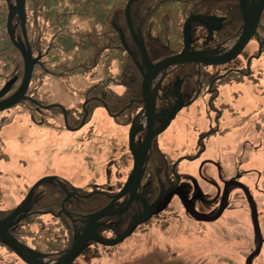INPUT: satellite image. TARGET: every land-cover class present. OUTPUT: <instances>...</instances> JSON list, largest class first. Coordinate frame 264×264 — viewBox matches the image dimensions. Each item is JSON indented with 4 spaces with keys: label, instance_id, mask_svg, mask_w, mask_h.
I'll return each mask as SVG.
<instances>
[{
    "label": "flooded vegetation",
    "instance_id": "af4514ba",
    "mask_svg": "<svg viewBox=\"0 0 264 264\" xmlns=\"http://www.w3.org/2000/svg\"><path fill=\"white\" fill-rule=\"evenodd\" d=\"M78 2L76 5L79 10L75 16H72L76 17L80 23L77 25V30L70 28L71 25L68 29L63 22L61 23L66 29L58 28L59 24L53 18V11H56L52 8L53 3L44 2L46 28L50 31V35L53 34L49 40H45L38 29V23L43 15L40 9L41 4L39 0H30L28 18L31 23V32H28V38L34 56L42 58L44 54H47L46 57H51L52 43L61 38L66 39L69 35L76 41L80 57L92 56L96 61L98 56L102 55L110 59L116 54L118 40L122 44L126 42L127 47L124 49L128 53V58L132 59L130 65L121 72L125 73L127 69L134 70L136 66V73L126 75L127 85L118 80L117 83L125 88L119 96L124 94L126 96L119 103L114 97L116 92L108 85L110 77L114 76L101 78L102 73L106 72L105 68L111 71L113 66H109L107 62L101 67L95 62L91 64L92 66L86 65V67L82 65L81 60L79 71L87 70V74L94 80L91 86L77 92L81 99L83 98L82 103L78 104L80 107L75 108V111L66 110L64 113L59 106L62 104L50 102V99L46 97L42 99V94L34 92L35 88L31 84L27 93L30 100L26 103L31 105V112L35 109L36 112L29 111L30 118L40 126L58 129L56 124L50 125L55 118L52 115V109L57 108L61 113L56 117L58 120L62 119L64 125L61 128L71 131L87 129L86 138L90 142L98 128L97 121L94 119L95 112L98 108L104 107L116 125L128 127V148L132 169L135 163L130 141L132 126L134 125V129L137 130L132 143L134 148L143 145L152 126L154 137L148 151L146 172L137 194L130 192L123 198L115 200L128 182L132 170L126 179L118 180L115 184L107 183L101 186L90 184L81 189L72 187L58 178L50 177L53 182L42 184L35 191L29 206L30 217L54 218L56 220L54 224H57L58 230L65 232L66 236L71 232L74 239L76 234L82 233L86 228L91 215L113 204L110 215L101 218L95 230L102 241H113L126 232L135 217L141 216L147 211L148 206H153L163 193L170 190L173 193L163 200L160 207L163 210L146 223L139 225L124 241L116 246H106L97 241H90L82 255L88 253L99 255L102 251L111 254L116 249L126 251L130 246H135L139 238L143 239L153 232L158 234L162 241L161 245L165 249L180 244L181 238L186 237L185 240H188L189 235L194 233H210V235L221 233L226 239L220 241V244L226 246L234 238V233L237 234L236 220L241 219L240 216L230 215L233 212L232 208L240 207L236 205V202L244 200L246 206L248 205L250 209L248 218L254 231L251 205L246 194L248 190L258 209L259 225L262 231L261 212L257 200L250 186L244 181L247 175L260 176V173L256 169L244 167L247 162L244 160V155L248 148L259 152L260 146H264V107L258 106L251 113L243 114L245 108L241 106L239 100L243 98V86L247 83L254 84L256 76L259 78L254 70V63L264 55V11L259 20L257 32L254 33L248 45L227 64L216 66L187 64L171 67L156 76L151 86V91L156 96V115L153 125L150 126L143 98L144 74L148 72V68L143 66L142 54L136 40L143 39L149 58L155 65L184 51L185 23L191 17L201 16L207 19V23L199 20L192 22L188 50L201 53L207 60L225 59L235 50L243 33L245 18L242 0H123V17H116V7L122 6L116 0H78ZM260 2L261 0H247V5L253 7ZM12 4L15 5V2ZM129 4L130 20L128 19ZM71 5L75 6L73 2ZM59 7L61 15L64 16L63 20L72 21V17L67 20L69 14L66 10L67 3L61 2ZM19 29L20 27L16 29L17 37L20 36ZM251 44L255 48L247 53ZM241 59L242 61H239ZM113 64L114 62H111V65ZM48 65L44 66L45 71L49 73L47 75L54 76ZM94 67H96L95 70ZM100 67H104L103 71ZM91 69L92 72L89 73ZM99 71L102 72L99 73ZM107 80L108 82H105ZM18 88L3 99L9 98ZM49 107L52 108L49 109ZM179 107L181 110L172 119L174 111ZM4 112L0 113V117ZM167 124L168 126L164 129ZM239 131H243L245 137L251 139L237 140L236 147L231 149L218 144L225 139L229 140L230 137L237 139L234 134ZM252 139L256 140L251 141ZM223 151H230L227 160L223 159ZM195 164L199 165L197 175L194 174ZM205 169L206 172H204ZM53 198L56 199L54 202L51 200ZM57 198L60 199L59 203ZM22 205L21 202L19 207L11 211L0 209L1 214L3 212L6 216L0 220L8 219ZM47 205L49 208H44L48 207ZM188 208L196 213L192 214ZM195 215L201 220H198ZM22 224L23 222L16 225L11 232L19 235L17 230ZM68 224L72 227L71 229ZM234 239L236 240V236ZM254 240L256 249L259 240L256 238L255 231ZM235 242L237 240L231 243ZM156 246L159 247L158 244ZM48 250V252L41 251L53 259L62 251L67 252L69 248L59 251L49 247ZM166 252L168 254V251ZM163 254L164 252L160 253L161 259L168 260L169 258H165ZM224 260L227 259L219 258L217 261ZM187 262H191V259ZM211 263L213 264V261ZM217 264L220 263L217 262Z\"/></svg>",
    "mask_w": 264,
    "mask_h": 264
},
{
    "label": "rangeland",
    "instance_id": "374dc122",
    "mask_svg": "<svg viewBox=\"0 0 264 264\" xmlns=\"http://www.w3.org/2000/svg\"><path fill=\"white\" fill-rule=\"evenodd\" d=\"M71 20L70 28L77 30V25L80 23L76 17H72ZM40 25L43 27L41 33L43 39L49 40L53 34H49L50 31L46 28V23L40 22ZM51 32L54 33V31ZM254 48V45L251 44L247 53ZM60 59L63 62L66 61V58ZM112 59L110 58L108 61H112ZM49 60L51 61L52 58ZM128 65H130L129 59L124 58L120 67L114 63L111 68L112 72L105 68L106 72L102 73L101 78L114 76L117 80L118 73L120 74ZM100 66L102 67V65ZM101 67L100 70L103 71L104 67ZM95 69L96 67H94ZM254 70L259 78L256 76L254 84L247 83L243 86V98L239 100L241 106L245 108L243 114L251 113L258 106L264 107V55L259 61H255ZM91 72L92 69L89 73ZM78 75L80 78L73 77L70 80L44 75L43 81L40 83L42 75L39 76L38 72L35 85L39 87L38 92L42 94V99L46 97L50 99V102L79 108L78 104L82 103L83 98L81 99L77 92L91 86L94 79L92 76L86 77V79L85 73L81 71ZM114 77H110L108 85L114 92L121 94L125 88L117 81L115 83ZM68 81L71 82L68 83ZM3 84H0V87ZM30 106L28 103L22 104L11 111L4 112L0 117V209L11 211L19 207L27 197L30 188L41 179L48 177L58 178L78 189L90 184L97 186L107 183L115 184L118 180L126 179L132 170L128 148L129 130L128 127L116 125L104 107L98 108L95 112L94 119L97 121L98 128L94 132L93 140L89 142L86 138L87 129L82 131L62 129L61 127L64 126L62 119L59 121L54 119V123L60 130L36 124L30 118ZM60 112L52 111V115L57 116ZM234 135L237 136V139L230 137L229 140L225 139L218 144L231 149L236 147L237 140L251 139L245 137L243 131L235 132ZM246 151L244 160L247 162L244 167L256 169L260 173V176L257 174L247 175L244 181L250 186L257 200L264 237V146H260L259 152H254L252 148H248ZM4 153L7 154V157ZM229 153L230 151H223L224 160L228 159ZM193 168L194 174L197 175L199 165L195 164ZM236 205L240 207L232 208L233 212L230 214L233 217L240 216L241 218L236 220L238 230L237 234L234 233L233 236L234 238L236 236L237 242L235 243H231L236 241L232 238L226 246H221L220 241L226 239L221 233H213V235L194 233L189 235L188 240H185L186 237L181 238L180 244L165 249L161 245L162 241L158 234L153 232L143 239L139 238L137 244L130 246L126 251L116 249L111 254L102 251L99 255L88 253L78 258L74 264H212L211 261L213 264H217V262L220 264H246L248 257L255 251L254 231L248 218V214H250L248 205L246 206L244 200L236 202ZM30 221L32 218L27 219L17 232L28 245L34 248L46 250L49 246L54 250L60 249L66 245L63 242V237L66 241L73 237L71 232L68 236L65 235V232H60L57 224H54L56 220L52 217H39L32 225H26ZM42 227L47 229L42 230ZM163 252V256L169 258L168 260L161 259L160 253ZM174 258L177 260H173ZM219 258L227 260L217 261ZM189 259L191 262H187ZM0 264L25 263L6 246L0 244ZM254 264H264V246L261 255L256 257Z\"/></svg>",
    "mask_w": 264,
    "mask_h": 264
},
{
    "label": "water",
    "instance_id": "95a60500",
    "mask_svg": "<svg viewBox=\"0 0 264 264\" xmlns=\"http://www.w3.org/2000/svg\"><path fill=\"white\" fill-rule=\"evenodd\" d=\"M9 2V0H7ZM130 4L128 5V19L130 20ZM242 10L244 13L245 18V25L243 27V33L235 47V50L231 53V55L225 59H218L216 61L207 60L204 55L201 53H193L188 50L190 47V26L192 22L195 20L202 21L203 23H207V19L201 16H195L189 18L184 26V35H185V44L186 47L184 51L173 57H169L157 64H153L149 55L147 53L145 43L143 39L136 40V43L141 51L142 54V61L143 66L148 68V72L144 74V81H143V98L145 101V110L148 115V119L150 122V126L153 125L154 118H155V104H156V96L151 91V86L153 84V80L156 76L159 75L160 72H164L171 67L183 66L187 64H194L198 66H216V65H224L236 58L248 45L254 33L257 32V28L259 25V20L261 19L262 12L264 11V0H261L259 4H254L253 7L247 5V0H242ZM18 20L16 27L19 25L22 28L24 42L18 40L15 33V28L13 25L14 19ZM8 34L11 38L13 45L16 49L21 53L23 60H24V77L22 79V83L18 91L9 97L6 100L0 101V113L6 110H9L17 105H19L23 101L30 100L27 96L29 88L31 86L33 73L35 66L39 63L40 58H35L32 48L29 44V38L27 33V11H26V0H16V5L11 6L9 4V15H8ZM126 46V43H124ZM17 80L15 78L13 81L8 83L3 89L0 91V100H2L11 90L14 82ZM51 108V107H49ZM63 108V107H62ZM181 110V107L174 111L172 119L176 116V114ZM64 113L66 109L63 108ZM168 126V124L164 127V129ZM153 126L148 133L146 140L144 141L143 145L138 148L133 147V140L137 133V130L134 129V125L130 130V141H131V151L133 153V157L135 159L134 167L132 170L131 175L128 178V182L123 187L120 194L115 198V200H119L126 196L128 193L132 192L134 195L137 194L138 188L141 186V181L146 172V162L148 157V151L151 148V142L154 137L153 133ZM163 131V130H162ZM161 131V132H162ZM53 182L52 178H44L37 182L29 191L23 205L18 208L8 219L0 221V242L3 243L6 247H8L11 251H13L25 264H74L75 261L84 253L87 249L88 244L90 241H97L100 244L106 246H116L126 238H128L136 228L149 221L153 216L157 215L161 212V205L163 200L171 195L173 192L170 190L163 193L157 202L153 206H148L147 211L144 212L141 216H137L129 225L126 232L120 235L116 240L113 241H102L99 236L96 234V228L98 226V221L106 216L110 215V210L112 208L111 204L104 210L94 215H91L88 219L87 226L83 230L82 233L76 234L74 238L73 245L71 248L60 258L51 261L47 260L48 255L40 253L32 248L28 247L27 245L22 244L17 238H15L10 229L18 225L24 219L27 218L29 214V206L31 200L35 194V191L39 186L45 183ZM246 194L251 205L252 211V218L254 223V231L256 238L259 240L258 247L256 251L248 258L247 264H253V259L261 253L263 247V235L261 231V227L259 225V218H258V209L253 202L251 194L248 190H246ZM190 212L194 211L190 209ZM196 212H192L195 214ZM198 220H201L199 216Z\"/></svg>",
    "mask_w": 264,
    "mask_h": 264
},
{
    "label": "trees",
    "instance_id": "16d2710c",
    "mask_svg": "<svg viewBox=\"0 0 264 264\" xmlns=\"http://www.w3.org/2000/svg\"><path fill=\"white\" fill-rule=\"evenodd\" d=\"M15 0H11L10 2L14 3ZM49 1L51 3H53L52 8L56 11H53V18L54 20L57 21V23L59 24V27L61 30L66 29L63 27L62 23L66 24L67 28L69 29L70 27V21H64L63 17L61 15V8L59 7V5L61 4V2H66L67 3V7L66 10L69 12L68 16H67V20H70V18L72 16L76 15L77 10H79V7L76 5L78 2V0H61V1H57V0H39V3L41 4L40 9L42 10V18L38 23V29L41 30V33L43 32V27L40 25V22L45 23V17H44V12H45V8H44V2ZM71 2H73L75 4V6L71 5ZM117 3H120L122 6L120 7H116V17H123V0H116ZM29 3L30 0H27V13H29ZM7 0H0V84H6L7 82H11L14 80L15 77H18L19 79H21L23 77L24 74V60L22 55L20 54V52L14 47V45L12 44L9 35L7 33ZM30 20L28 18V22H27V31L30 33ZM20 33V37H21V29H19ZM60 32V31H58ZM53 44V52H52V56L51 57H46L47 54H44L42 57V62H40L39 64H37V66L34 69V73H33V80H32V84L35 87L34 92H38L39 91V87H37L35 85V81H36V77H37V73L39 72V76H41V80L39 81L40 83H42L43 81V76L49 74L47 71H45L44 66H47V64H49L48 66L51 68L50 70H52V72L54 73L53 75L56 77H62L66 80H70L73 77L76 78H80L79 74V67H80V61L82 60V65L86 66V65H93L95 62H97L100 65H103L104 63H109V66L111 65V62L117 63V65L120 67V64H123V59L127 58L129 59V61L131 62L132 59L129 57L128 58V53L126 52V50L123 48L122 44L120 41H116V54L113 57L112 61H108V57H104L102 55H99L97 60L94 61L95 59L92 56H87L84 55L83 57H80V55L78 54V50L79 47L76 44V41L72 40L70 38V36L68 35L67 38H61L59 41H55L52 43ZM65 55L64 57H61ZM49 58H52V60L50 61ZM60 58H66V61L63 62L62 59ZM134 66V64H131ZM87 67V66H86ZM85 67V68H86ZM126 69V68H125ZM136 66H134V70H125V73L120 72V74L118 73V78H117V82L118 80L121 83H124L127 85L126 82V75L128 74H134L136 73ZM85 73V76H87L88 72L83 71ZM61 73H65V74H61ZM38 76V77H39ZM84 76V77H85ZM71 81H68V83ZM19 82H16L13 84V90L15 91L16 88L19 86ZM3 84V85H4ZM2 85V86H3ZM1 86V87H2ZM0 87V88H1ZM33 91V90H31ZM30 91V92H31ZM114 97L117 100V102L121 103L123 101V98L126 97L125 94L122 95L121 97L119 96V94L114 93ZM48 101V100H47ZM36 110V109H35ZM33 110L32 112L30 111V113H35L36 111ZM59 111V109H53L52 111ZM61 113V112H60ZM38 119V116H37ZM53 202L56 200L55 198L51 199ZM59 200L57 198V202L59 203ZM50 202V201H47ZM48 207H44V208H49V205H47ZM5 213L0 212V219L5 218L6 216H4ZM32 218V221H30L29 223L27 222L26 225L28 224V226L32 225L35 220L37 218H34L33 216L29 217ZM28 218V219H29ZM24 224V222H23ZM70 224V223H69ZM68 224V225H69ZM70 229L72 228L69 225ZM46 227H42V230H46ZM43 232V231H42ZM14 234V233H13ZM15 235V234H14ZM21 242L26 243L25 240L23 239V237L20 235H15ZM63 242L66 243L65 247H61L60 249H56V250H63L68 249L70 247V245L72 244V239L73 237H71L70 240H65V238L63 237ZM49 247V246H48ZM48 247L46 250H43L45 252H48ZM38 251L42 252L41 248H36ZM54 250V249H53ZM64 252L62 251L59 255L57 256H61V254H63Z\"/></svg>",
    "mask_w": 264,
    "mask_h": 264
}]
</instances>
